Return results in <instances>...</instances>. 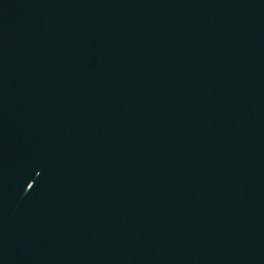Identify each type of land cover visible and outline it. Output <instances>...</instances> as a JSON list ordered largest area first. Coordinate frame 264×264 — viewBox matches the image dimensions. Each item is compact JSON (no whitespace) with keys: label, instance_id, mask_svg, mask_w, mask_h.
<instances>
[{"label":"water","instance_id":"water-1","mask_svg":"<svg viewBox=\"0 0 264 264\" xmlns=\"http://www.w3.org/2000/svg\"><path fill=\"white\" fill-rule=\"evenodd\" d=\"M0 264H264V0H0Z\"/></svg>","mask_w":264,"mask_h":264}]
</instances>
